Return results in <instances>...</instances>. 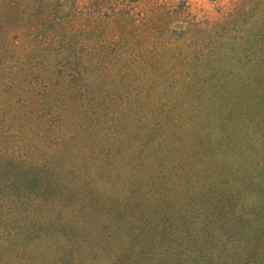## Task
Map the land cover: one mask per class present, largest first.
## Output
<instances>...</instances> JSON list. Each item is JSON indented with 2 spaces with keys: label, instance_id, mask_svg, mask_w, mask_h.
<instances>
[{
  "label": "rangeland",
  "instance_id": "374dc122",
  "mask_svg": "<svg viewBox=\"0 0 264 264\" xmlns=\"http://www.w3.org/2000/svg\"><path fill=\"white\" fill-rule=\"evenodd\" d=\"M95 1L76 0L71 28L113 32L108 17L124 4L139 19L159 10L153 30L165 36L167 77L124 79L120 66L106 63L99 70L107 76L89 78L103 88L102 105L70 102L63 140L30 143L7 130L0 150L26 155L18 167L41 180L23 182L0 203V264H112L117 249L134 242L131 224L106 206L137 202L159 155L202 179L264 174V0H103L102 8ZM11 17L0 13L1 30L26 29L9 25ZM105 238L113 244L101 249Z\"/></svg>",
  "mask_w": 264,
  "mask_h": 264
},
{
  "label": "trees",
  "instance_id": "16d2710c",
  "mask_svg": "<svg viewBox=\"0 0 264 264\" xmlns=\"http://www.w3.org/2000/svg\"><path fill=\"white\" fill-rule=\"evenodd\" d=\"M95 2L104 6L103 0ZM77 8L76 0H0V13L12 16L8 24L26 27L0 29V143L12 127L22 141L63 140L70 102L90 97L102 105L103 88L89 78L107 76L99 70L106 63L120 66L124 79L167 77L165 36L154 31L162 24L154 17L159 10L139 19L124 4L108 17L115 31L97 32L71 28L70 12ZM159 157L137 202L113 200L106 206L114 218L131 224L134 242L130 249L118 248L112 264H264V174L202 179L185 164L170 168ZM26 158L0 150L1 204L23 182L41 180L18 167ZM60 195L57 202L63 201ZM174 196L181 200L169 205ZM140 203L151 210L138 209ZM99 244L107 247L113 238Z\"/></svg>",
  "mask_w": 264,
  "mask_h": 264
}]
</instances>
